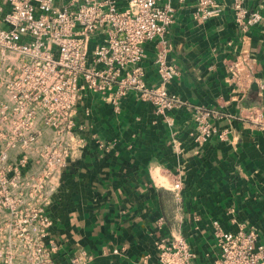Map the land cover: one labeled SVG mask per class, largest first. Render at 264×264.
<instances>
[{"label": "crops", "instance_id": "obj_1", "mask_svg": "<svg viewBox=\"0 0 264 264\" xmlns=\"http://www.w3.org/2000/svg\"><path fill=\"white\" fill-rule=\"evenodd\" d=\"M216 1L219 15L197 19L194 0H173L165 61L177 70L167 89L180 106L160 114L134 91L116 101L87 92L78 103L83 129L69 137L67 165L53 176L46 206L57 264L74 254L87 264H157V241L178 232L196 264L211 263L213 220L264 239V21L242 30L231 0ZM245 5L264 16V0ZM144 49L143 78L154 86L156 43ZM197 107L223 140L217 133L194 140Z\"/></svg>", "mask_w": 264, "mask_h": 264}, {"label": "built area", "instance_id": "obj_2", "mask_svg": "<svg viewBox=\"0 0 264 264\" xmlns=\"http://www.w3.org/2000/svg\"><path fill=\"white\" fill-rule=\"evenodd\" d=\"M245 1L231 0L229 7L242 30L264 21ZM194 3L197 19L222 10L216 0ZM174 12L173 0H0V264H22L23 247L33 253L29 264H57L58 246L48 237L52 220L46 206L55 188L53 176L67 165L69 137L83 129L75 115L87 92L116 101L134 91L160 114L183 103L167 89L177 74L165 61ZM148 41L156 43L154 86L143 78ZM259 86L264 89V80ZM207 116L195 108L194 140L201 143L213 133L223 140L225 132L211 127ZM47 134L51 137L44 143L42 135ZM27 143H33V176L27 179L17 172L6 178L7 163L14 169L29 165L28 155L22 154L11 165L6 152ZM180 188L173 184L176 195ZM212 231L218 254L206 264H264V239L254 228L242 224L224 230L213 220ZM156 247L157 264H196L181 232L161 237ZM87 261L74 254L65 264Z\"/></svg>", "mask_w": 264, "mask_h": 264}, {"label": "rangeland", "instance_id": "obj_3", "mask_svg": "<svg viewBox=\"0 0 264 264\" xmlns=\"http://www.w3.org/2000/svg\"><path fill=\"white\" fill-rule=\"evenodd\" d=\"M15 139V137H7V141H13ZM28 145H25L23 147L18 146L17 148H11V150L7 151V159L11 165H13L12 163L14 161L19 160V155H28V164L26 166H18L19 164H17V168L14 169V167H9L8 163H7V167L5 168V175L6 178H10L11 176L14 175V173L19 172L21 176H26L27 179H30L33 176V143H27ZM29 144H31L29 146ZM4 176V174H2V170L0 168V178ZM7 185V184H6ZM26 184H24V187ZM7 190H13V188L11 186L7 185ZM1 191V188H0ZM30 257L33 259V253L31 255L30 252V248L29 247H23L22 248V264H29L30 261Z\"/></svg>", "mask_w": 264, "mask_h": 264}]
</instances>
